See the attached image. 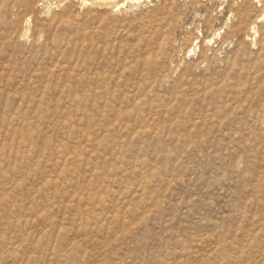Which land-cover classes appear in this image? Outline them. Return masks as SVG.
I'll return each mask as SVG.
<instances>
[{
    "label": "rangeland",
    "instance_id": "rangeland-1",
    "mask_svg": "<svg viewBox=\"0 0 264 264\" xmlns=\"http://www.w3.org/2000/svg\"><path fill=\"white\" fill-rule=\"evenodd\" d=\"M0 264H264V0H0Z\"/></svg>",
    "mask_w": 264,
    "mask_h": 264
}]
</instances>
